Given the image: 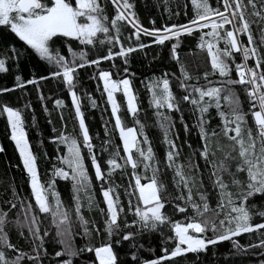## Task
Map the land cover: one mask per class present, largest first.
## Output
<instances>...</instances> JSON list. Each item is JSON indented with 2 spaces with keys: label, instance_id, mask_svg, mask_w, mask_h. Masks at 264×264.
<instances>
[{
  "label": "snow or ice",
  "instance_id": "obj_1",
  "mask_svg": "<svg viewBox=\"0 0 264 264\" xmlns=\"http://www.w3.org/2000/svg\"><path fill=\"white\" fill-rule=\"evenodd\" d=\"M164 11L168 19L159 26L150 20L151 27H145L133 0H0V73L9 72L13 63L18 67L26 54L45 62L48 73L31 79L15 74L13 87L0 86V96L36 85L43 111L50 114L45 101L51 100L61 110L62 125L58 133L52 129L57 134L50 138L57 145L52 159L59 166L52 164L51 175L42 182L25 127L24 110L32 105L26 102L16 107L0 99V116L6 118L9 139L19 158L17 166H22L30 189L27 198L21 197L13 181L0 196V264H44L45 260L48 264H74L85 252L93 257L88 264H181L187 254L199 259L209 246L225 241L237 253L260 249L257 255L264 257V0H185L177 2L175 11L164 0ZM182 12L187 22H175ZM194 34L197 42L187 55L205 53L209 66L197 75L189 72L180 56L181 37ZM5 35L12 38L5 39ZM153 44L168 48V57L179 70V75L169 71L153 75L145 85L148 105L154 109L162 133V161L146 134L147 124L138 118L139 94L133 86L135 73L129 70L131 55ZM103 62L109 66L102 67ZM93 66L90 79L97 82L95 91L114 121L113 131L107 122L104 125L99 152L86 123L83 101L91 109L100 104L92 92L81 88L79 75V70ZM41 81L56 82L66 92L72 132L65 130V101L46 97ZM173 83L181 95L173 92ZM118 93L133 126H127L119 114ZM22 100L17 97L18 104ZM185 105L195 117L191 126L184 118ZM211 108L220 120L216 127L210 125ZM173 112L180 114L186 135L195 130L200 142L186 163L178 162L183 145L177 143ZM35 119L33 115V124ZM114 134L120 142L115 147ZM184 144L193 147L187 139ZM194 158L204 161L203 170ZM165 168L173 173L172 192L161 178ZM117 169L121 170V183L114 179ZM205 172L210 190L205 189ZM57 178L71 182L70 206L55 188ZM94 181L101 199L89 195L86 207L89 213L95 208L99 220L85 217L80 195L90 192ZM12 210L15 216L9 218ZM48 217L54 234L44 225ZM12 229L20 244L12 242ZM153 233L159 235L160 254L141 258L144 246L139 239ZM244 234L255 240L241 244L237 238ZM75 236L85 241L79 248ZM125 242L130 251L122 258L117 248ZM46 243L52 245V252ZM258 264H264V258Z\"/></svg>",
  "mask_w": 264,
  "mask_h": 264
},
{
  "label": "trees",
  "instance_id": "obj_2",
  "mask_svg": "<svg viewBox=\"0 0 264 264\" xmlns=\"http://www.w3.org/2000/svg\"><path fill=\"white\" fill-rule=\"evenodd\" d=\"M135 4V11L140 22L145 27H151L149 21L155 20L157 26L163 23L164 20L168 19V13L164 11V0H133ZM184 3L185 0H168V6L171 10H176V4ZM190 7V4H189ZM163 18V19H162ZM175 22L186 23L187 16L181 13L180 16L175 17ZM3 32V29H0ZM5 39H11V36L5 35ZM246 42V38H242ZM145 43L149 42V38L142 37ZM197 42V35L193 36H183L181 37L180 46V56L183 61H186L187 67L190 73L193 75L202 74V71L208 68L206 64V54L200 53L197 57H189L187 53L190 49L194 48ZM22 43V42H21ZM167 43V42H166ZM222 46V45H221ZM62 51H65L62 49ZM198 51V50H197ZM154 57H156L154 59ZM131 65L130 72L135 73V78L133 79L134 90L139 94V107L140 112L138 118L141 122L147 124L146 134L149 136L153 143L157 157L162 161L164 157V146L161 143L162 133L156 126V117L154 115V109H151L148 105L149 94L146 91L145 85L148 83V79L153 75L159 76L164 71L176 72L179 75V70L175 65V62L168 57V48L161 47L158 45H152L143 51L133 53L131 55ZM120 63L119 60L116 61ZM237 62H239V54H237ZM252 63V62H250ZM102 67L107 68L109 62H103ZM198 66V67H197ZM94 71V66L92 68H84L79 70V75L82 81L81 88L93 93V96L97 98L100 107L96 109H91L87 105V101L84 100V112L86 117V123L89 126L90 134L93 137V143L97 146L96 151L99 152V146L101 142L105 139L104 135V125L107 122V126L110 131L114 129V121L111 118L110 109H108L106 102L100 98V93L96 92V81L90 79L91 74ZM19 74L23 79H31L33 76L39 77L41 75H47V65L45 62L40 61L38 57L34 54L24 55L18 62V67L15 63L10 66V71L7 73H0V86L13 87L14 85V75ZM234 76V73H233ZM143 82V83H142ZM203 83V81H201ZM40 88L44 92L45 96H52L54 99L59 97L65 101L66 107L62 110L67 121L66 132H72L73 124L68 118V114L71 111L70 99L66 92L62 88H58L56 82L53 81H41L39 83ZM173 92L177 95H181L180 89L175 83L172 85ZM36 85H27L24 90L17 89L14 92L6 93L0 96V99L9 102L12 106L23 107V104L30 102L32 105L31 109H25L26 123L25 127L27 129L29 141L33 147V151L37 155L38 159V169L41 175L42 182H46L48 177L51 175L52 164H57L58 162L52 159L53 155L56 154L57 145L50 143V138L56 135L61 130V122L59 119V114L61 110H56L54 104L51 100H46L45 103L49 109L50 114H46L43 111L42 104L37 98ZM27 93V95H25ZM23 97L20 103H17V97ZM117 100L121 103V112L119 113L126 123L127 126H133L134 122L131 116L128 115L126 107L123 105V98L121 94H117ZM223 107V100L221 101ZM245 110H247V104L244 105ZM227 110L226 108L224 109ZM166 111V110H162ZM212 119L210 120V125L216 127L219 125V117L216 116L215 108L209 110ZM35 116V123L33 124L32 116ZM175 122L176 130L179 132L178 144L183 145V150L181 156L178 160L179 163H186L187 157L193 151L194 148H198L200 142L196 135V131L193 130L191 135H186L183 130V126L179 122V113L173 112L170 114ZM184 118L185 121L191 126L195 123V117L192 116L190 107L184 106ZM52 123L49 124L48 120ZM57 129V133H53V128ZM98 134V135H97ZM185 139L193 146L189 148L187 144H184ZM118 134H114L112 137V145L115 147L119 145ZM0 146L3 147L4 151L0 152V196L3 195V189L7 187L11 182L15 181V186L19 190L21 197L27 198L30 192L28 185L26 184L27 176L22 172V166L19 165L18 154L15 151L13 143L9 139V130L6 124V118L0 116ZM63 149V146H59ZM121 155L122 148H121ZM87 150L84 149L86 154ZM44 153H47L45 157ZM102 155H107L106 153H101ZM196 162L200 165L201 169H204V161L202 159L194 158ZM122 162V161H121ZM59 166V165H58ZM130 173V168L128 169ZM172 175L173 173L168 169H164V175L161 177L168 186V191L172 192ZM114 179L117 183H121V170L117 169L114 174ZM227 179V177H225ZM127 181V177L124 178L123 182ZM204 184L205 189L210 190L211 182L208 179V173H204ZM98 184L94 181V187L90 192L81 193L82 202L85 204L84 212L86 218H95L99 220L98 211L94 208L91 213L87 211L86 203L87 197L89 195L95 194L96 199L100 200L98 193H96V188ZM56 190L60 193L61 199L66 205H71V182L57 178L55 184ZM259 201V197L256 198ZM34 203V201H33ZM101 206H103L101 204ZM2 207V205H0ZM168 211L171 208L166 205ZM15 210L9 212V218H14ZM182 218V217H181ZM44 225L49 227L50 233L54 234V227L50 225V217L44 220ZM11 227V226H10ZM78 231V226L75 228ZM11 240L13 243L20 244L21 241L18 238L15 229L9 232ZM210 235V233H209ZM241 244L251 243L255 240V236H250L244 234L237 238ZM47 240V238H46ZM99 243V240L96 241ZM85 241L80 236H75L74 244L77 248L81 247ZM139 243L143 244V248L140 250L139 255L141 258H155L160 254V241L159 235L157 233L148 234L139 239ZM49 252H52V245L46 243ZM56 250H60V246L56 245ZM151 249V251H149ZM117 251L123 258L124 255L130 251L128 242H125L122 247H118ZM260 249H253L248 253H237L235 249L232 248L230 242L225 241L217 244L216 246H209L206 253H201L199 259L196 258L195 254H187V259L181 260V264H258L259 258L257 253ZM215 253V255H213ZM92 254L83 253L78 259L75 260L74 264H88L91 260ZM178 260L180 258H177ZM44 264H48L45 260Z\"/></svg>",
  "mask_w": 264,
  "mask_h": 264
}]
</instances>
